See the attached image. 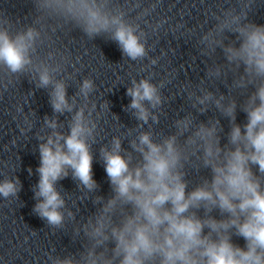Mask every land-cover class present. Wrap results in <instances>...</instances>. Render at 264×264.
Listing matches in <instances>:
<instances>
[{
    "label": "clouds",
    "instance_id": "clouds-1",
    "mask_svg": "<svg viewBox=\"0 0 264 264\" xmlns=\"http://www.w3.org/2000/svg\"><path fill=\"white\" fill-rule=\"evenodd\" d=\"M65 7L83 20L84 31L89 36L115 25L112 39L118 42L123 54L132 60L146 55L144 44L133 28L119 17L103 14L94 0H69ZM237 31L243 39L238 48L225 49L228 59L242 61L249 74L264 76V25L250 23ZM35 35L31 28L14 39L7 32H0V62L13 73L23 70L31 62L28 51ZM50 83L52 79L45 68L40 73L39 86ZM92 90L93 82L85 79L80 94L87 98ZM127 95L132 98L128 108L136 110L134 115L144 122L150 115L144 102L153 108L161 102L157 87L147 79L133 81ZM50 97L54 112L72 111L63 82L54 84ZM234 111V103L225 110L233 121ZM244 111L247 122L242 126L233 123L230 132L233 147L224 150L222 158L214 125L201 126L196 133L206 142L204 164L211 166L213 178L190 193H186L183 173L178 170L180 152L175 136L155 143L150 133H142L138 143L132 142L142 156L135 166L131 157L121 154L119 138L113 139L111 150L101 149L115 193L104 211L113 208L118 200L132 204L134 209L133 214L124 217L121 227L112 228L116 241L114 254L122 257L119 264H157V261L158 264H264V181L261 179L264 176V84L249 98ZM45 123L53 131L46 138L39 137L44 142L39 144L40 164L36 169L39 181L34 189L38 202L33 211L49 225L60 226L64 219L60 209L65 201L56 183L71 172L89 191L98 187L93 179V156L88 143L95 125L85 122L83 109L73 117L68 135L56 131L55 119L46 117ZM178 125L187 128L188 121H178ZM18 191V178L0 182V196L8 198ZM201 208L206 213L217 208L228 215L221 220L211 216L201 219L194 211L185 215L190 209ZM97 223L95 233L102 235L104 218ZM205 227L209 229L207 234ZM233 235L242 237L244 245L235 243ZM56 264L73 262L66 259ZM105 264L112 261L106 260Z\"/></svg>",
    "mask_w": 264,
    "mask_h": 264
}]
</instances>
